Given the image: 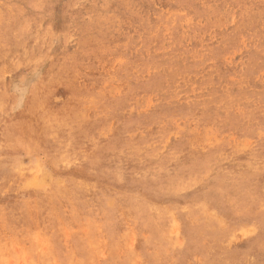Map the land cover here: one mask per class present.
Listing matches in <instances>:
<instances>
[{
    "label": "rangeland",
    "instance_id": "374dc122",
    "mask_svg": "<svg viewBox=\"0 0 264 264\" xmlns=\"http://www.w3.org/2000/svg\"><path fill=\"white\" fill-rule=\"evenodd\" d=\"M0 264H264V0H0Z\"/></svg>",
    "mask_w": 264,
    "mask_h": 264
},
{
    "label": "bare ground",
    "instance_id": "6f19581e",
    "mask_svg": "<svg viewBox=\"0 0 264 264\" xmlns=\"http://www.w3.org/2000/svg\"><path fill=\"white\" fill-rule=\"evenodd\" d=\"M43 99H44V98H43ZM7 135H8V134H7ZM7 135H6V136H7ZM6 136H5V137H6ZM6 157H7V156H6ZM3 159H4V158H3ZM4 163H5V162H4ZM10 169H11V168H10ZM9 171H10V170H9ZM76 186L78 187V185H76ZM76 186H75V187H76ZM73 187H74V185H73ZM55 189H58V187H57V188L55 187ZM59 189H61V188H59ZM78 189H79V188H78ZM50 190H51V189H50ZM50 190H49V191H50ZM61 190H62V189H61ZM61 190H60V191H61ZM53 191H54V190H53ZM60 191H59V192H60ZM50 192H52V191H50ZM55 192H56V191H55ZM52 193H53V192H52ZM65 193H66V192H65ZM65 193H64V194H65ZM55 194H56V193H55ZM52 195H53V194H52ZM56 195H57V194H56ZM57 196H59V195H57ZM57 196H56V197H57ZM48 197H50V196H48ZM53 197H54V196H53ZM50 198H51V197H50ZM60 198H61V197H60Z\"/></svg>",
    "mask_w": 264,
    "mask_h": 264
}]
</instances>
